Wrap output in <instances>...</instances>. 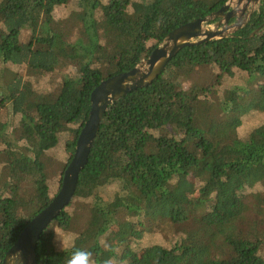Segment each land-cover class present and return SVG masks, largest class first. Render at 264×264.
I'll list each match as a JSON object with an SVG mask.
<instances>
[{
  "label": "trees",
  "instance_id": "trees-1",
  "mask_svg": "<svg viewBox=\"0 0 264 264\" xmlns=\"http://www.w3.org/2000/svg\"><path fill=\"white\" fill-rule=\"evenodd\" d=\"M200 1L205 11L191 0H0V264L58 191L93 89L228 0ZM65 148V160L48 158ZM184 181L190 195L173 189ZM256 208L264 0L228 36L182 47L150 84L107 106L70 203L39 236L36 264H67L77 248L95 264H264V217L250 238L231 236Z\"/></svg>",
  "mask_w": 264,
  "mask_h": 264
},
{
  "label": "water",
  "instance_id": "water-1",
  "mask_svg": "<svg viewBox=\"0 0 264 264\" xmlns=\"http://www.w3.org/2000/svg\"><path fill=\"white\" fill-rule=\"evenodd\" d=\"M261 0H228L222 7L231 2L236 6L243 3L252 5L251 11L237 22L228 24V19L235 16L231 12L222 14V8L214 16L224 17L222 21L211 24L214 17L195 18L170 31L152 50L150 55L127 71L103 79L91 92V109L76 140L75 148L68 162L58 191L50 203L38 212L24 227L18 239L11 246L2 260V264H36L35 249L43 230L70 203L76 189L80 171L86 165L88 153L95 137L98 125L109 104L126 92L150 84L166 67L168 61L184 46L201 43L209 39L228 36L248 21L251 13L258 8ZM255 29L251 35L255 34Z\"/></svg>",
  "mask_w": 264,
  "mask_h": 264
},
{
  "label": "rangeland",
  "instance_id": "rangeland-1",
  "mask_svg": "<svg viewBox=\"0 0 264 264\" xmlns=\"http://www.w3.org/2000/svg\"><path fill=\"white\" fill-rule=\"evenodd\" d=\"M191 2L194 3L196 6H198L199 8H201L202 11H205L204 5L202 4V2L200 0H191ZM197 77L199 79L203 78L204 80H208V78H209L207 75L202 73V71L197 73ZM249 106H250L249 104H245L242 107L237 108V111L239 113H242L245 110H247ZM1 107H2V103L0 101V108ZM67 156H68V149L65 148V150H63V149L56 150L55 153L48 155V158L49 159H56L57 161H60L62 159L65 160L67 158ZM173 189L176 190V192L184 194V195H190L193 192V189L189 185L188 181L187 182L184 181L181 183L179 182V183L175 184ZM253 213H254V220L252 221L249 228L244 229V230L233 231L231 233L232 238H235V239H237V238H250L252 236V233L255 230V228H261L262 227V225H263L262 217H264V208L263 209L256 208L253 210ZM120 226L124 227L127 230L129 229L127 221L122 222L120 224ZM135 234L143 243L152 242L156 238L155 234H145L142 232H136Z\"/></svg>",
  "mask_w": 264,
  "mask_h": 264
},
{
  "label": "clouds",
  "instance_id": "clouds-1",
  "mask_svg": "<svg viewBox=\"0 0 264 264\" xmlns=\"http://www.w3.org/2000/svg\"><path fill=\"white\" fill-rule=\"evenodd\" d=\"M58 239V238H57ZM75 239H78L77 235L72 237V241L74 243ZM60 241V239H58ZM61 242V241H60ZM61 246V243H60ZM106 249L111 250V246L106 242L104 244ZM67 264H95V261L92 258L91 252L84 249H75L72 251L71 256L67 260ZM103 264H118V260L115 256H111L103 261Z\"/></svg>",
  "mask_w": 264,
  "mask_h": 264
},
{
  "label": "flooded vegetation",
  "instance_id": "flooded-vegetation-1",
  "mask_svg": "<svg viewBox=\"0 0 264 264\" xmlns=\"http://www.w3.org/2000/svg\"><path fill=\"white\" fill-rule=\"evenodd\" d=\"M221 8H222V14L229 13L234 8L235 16L234 17H230L228 19V24H231V23L237 22L239 19H243L251 11L252 5L248 4V5L245 6L243 3H240V4H238L236 6V3H235V6H234V3L231 2V4H229L228 6H225V7L221 6L218 10H220ZM218 10L210 12L207 15H205L204 17L212 16L214 18L210 22L211 24H214L216 22L222 21L219 24V26H223V25H225V23L223 21L224 17H221L220 15L219 16L218 15L214 16V13L218 12Z\"/></svg>",
  "mask_w": 264,
  "mask_h": 264
}]
</instances>
